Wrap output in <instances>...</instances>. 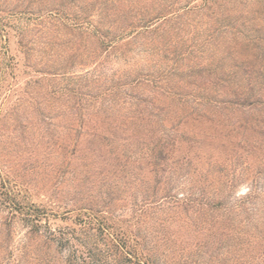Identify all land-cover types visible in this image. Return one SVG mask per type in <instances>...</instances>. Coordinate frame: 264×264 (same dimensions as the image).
I'll list each match as a JSON object with an SVG mask.
<instances>
[{"label": "trees", "instance_id": "1", "mask_svg": "<svg viewBox=\"0 0 264 264\" xmlns=\"http://www.w3.org/2000/svg\"><path fill=\"white\" fill-rule=\"evenodd\" d=\"M14 9L13 15L17 14L21 22L18 30L26 49L27 65L35 75L58 77L70 73L82 53L79 38L86 36L88 52L82 54L90 62L103 58L101 61L105 64L109 54L115 53L119 56L115 62L121 64V68H107L112 72L108 76L104 75L106 65L100 67L104 68L101 70L97 62L94 68L87 70L91 72L86 87L99 91L103 87L100 79L105 78L104 90H101L104 96L122 106L132 104L130 98H135L129 92L121 97V89L126 86L145 87L150 95L137 97L127 118L124 114L120 120H116L118 116L114 114L102 113L109 110L100 111L102 107L96 112L86 109L65 113L63 110L68 107L59 102L60 92L41 95L36 88L42 85L43 76H33L18 97L7 103L1 101L6 76L0 52V136L2 129L10 126L7 142L15 147L18 142L24 145V149L15 148L14 155L29 153L24 166L21 162L18 168L11 170L12 182L0 179V196L9 197L8 201L0 200L1 207L28 213V221L34 229L43 227L45 223L41 218L45 216V209L26 201L27 196L22 195L24 191L29 193L32 185L24 180V173H44L42 165L55 153L65 158L64 168H70L81 135L88 133L95 122V126L102 129L111 126L109 132L117 142L133 140L139 146L135 148L139 149L137 161L142 160V165H147L155 179L152 188L141 194L135 232L115 228L103 217L96 218L95 210L90 207L80 208L85 216H91L90 219L82 216L81 228H49L48 237L62 247L69 246L75 261L81 264H159L156 254L160 243L143 231L141 225L146 223L150 213L171 210L178 213L175 217L184 216L195 227L194 232L200 234L192 254L185 249L180 251L185 256L181 264H212L211 260L220 254H229L232 264H264V220L254 222L258 219L251 215L254 208H249L257 199L258 191L253 189L237 201L229 198L234 184L227 194L217 192L214 197L209 195L212 192L196 186L187 194L177 193L172 182L187 164L170 157L175 152L173 142H178L179 138L170 132L174 129L172 125L168 130L155 128L160 121L158 115L166 109L164 98L176 97L181 103L193 97L196 105L203 107L202 111L215 117L224 112L218 109L264 113V0H18ZM139 49L147 56L143 57ZM211 51L219 53L215 68L218 80L214 87L185 79L184 62L191 56L192 68L204 69L210 58L205 61L201 55L207 57ZM64 53H67L66 66L54 68ZM129 54L137 56L129 57ZM46 55L48 62L43 59ZM49 62L53 63L49 66L53 68L38 69L39 65ZM145 63L150 68L145 69ZM210 88L214 89L213 94ZM96 94L100 98L101 92ZM90 105L84 104L82 108ZM187 107L184 111L189 109ZM113 129H122L125 136L112 132ZM260 133L264 135V131ZM140 169L146 171L141 164ZM59 171L61 173V168L51 172ZM1 174L0 169V178ZM210 182L215 184L214 179ZM96 222L97 231H92ZM206 222L210 226H206ZM232 235L234 243L229 244L227 241ZM200 252L207 255L206 261L199 259Z\"/></svg>", "mask_w": 264, "mask_h": 264}, {"label": "rangeland", "instance_id": "2", "mask_svg": "<svg viewBox=\"0 0 264 264\" xmlns=\"http://www.w3.org/2000/svg\"><path fill=\"white\" fill-rule=\"evenodd\" d=\"M17 3L18 0H0V52L7 78L4 80L5 88L1 101L5 100L7 103H11L18 97L21 89L26 87L27 82L33 76L36 78L43 76L35 75L31 67L27 65L29 61L25 55L26 49L21 44L23 39L19 33L20 29L18 30L21 22H19L17 14L13 15L14 6ZM19 16L22 17L20 14ZM79 41L81 43L79 51L87 53L86 47L89 45L86 36H80ZM141 51L139 49V52ZM82 53L77 63L74 64V68L69 70L70 73L66 76H43L42 85L36 88V92L47 96H50V92L53 91L60 92L59 102L61 101L64 106L68 107L66 111L62 109L65 113L87 111L86 109L96 112L106 108L109 110L102 113L114 114L118 116L116 120H120V116L124 114H127L125 115L127 118L128 111L133 109V103L138 100L137 97L147 98V94L150 95L144 89L145 87L126 86L121 89V97L124 92H129V95L133 94L131 96L135 95V98H130L132 104L126 103V106H122L118 102H113L110 97L104 96L101 90H104L105 78L100 79L102 80L100 84L102 83L103 87L99 91L94 88L92 90L91 86L90 88L86 87V79L91 72H87V70L94 68L97 62L100 63L98 68L106 65L104 75L108 76L112 75V72L109 71L110 68L118 66L121 68V64L115 62V59L119 57H116L115 53L109 54L110 58L105 64L102 62L103 58L102 61L96 60L92 63ZM141 53L143 57L147 56L144 52ZM218 55L219 53L214 54L212 51L207 57L201 55L205 61L208 60L207 58H210V61L205 62L204 69L198 70L192 68L193 58L190 56L184 62L185 79L202 86L214 87L215 81L218 80L215 75ZM136 56L129 54V57ZM43 59L48 62V55ZM66 61L67 53H64L59 56L56 61L59 65L54 68H61V65L66 66ZM145 64V69L150 68L149 64ZM49 66H53V63H43L39 65L38 69L53 68ZM104 68L100 69L104 70ZM193 70L195 74L190 77ZM187 89L188 87H186V91H188ZM210 90L213 94L214 89L210 88ZM97 92H101L100 98L97 97ZM91 96H95V98ZM193 99V97H187L180 103L176 97L175 99L164 98L166 109L161 115H158L160 121L155 126L156 129L166 130L170 129L171 125L174 127L170 132H174L179 141L173 142L174 145H171L175 152L170 157L172 160L176 158L179 162L187 163L178 171V176H175L172 182L175 191L187 194L196 186L198 189L205 188L208 192H212V194L208 193L212 197L217 192L227 194L234 184L233 194L229 198L237 201L240 196H247L254 189L258 191L256 193L258 197L254 201L255 204H250L249 208H254L251 215L253 214V217L258 219L254 222H263L264 135L260 131H264L262 122L264 113L218 109L219 112H224L220 117H215L213 114L202 111L203 107L196 105L197 100ZM88 103L92 105L83 109L82 106ZM142 106H145L144 102ZM186 106L189 109L184 111ZM98 107L102 108L98 110ZM191 107L194 109L191 110ZM9 128L11 127L5 126L0 136V169L2 173L0 179L12 182L14 178L11 170L18 168L17 164L21 162L24 166V162L29 159V153L24 152L17 157L14 155L13 150L15 148L17 150V147L24 149V145H22L23 142H18L15 147L13 143L7 142L12 130ZM110 130L111 126L102 129L95 126V122H93L88 133L84 132L81 135L76 156L67 170L63 165L65 158L55 153L42 165L44 173H39V175L30 171L24 173V180L32 184V189L30 186V192L24 191L22 195L27 196L26 201L31 204L36 203L45 209V216L41 218L45 224L41 228L34 229L28 221V213L12 212L2 208L0 204V264H81L80 261H75L69 246L62 247L58 241H53L48 236L49 228L58 230L81 228L84 224L83 221L80 222L82 216L85 219L91 217L90 214L85 216V213L80 211L82 207L92 208L95 210L93 214L96 218L103 217L115 228H124L134 232L137 230L136 218L138 217L137 210L141 204V194L143 191L149 190V187L152 188L155 177L148 170L147 165H142V160L137 161L139 149L135 148L139 146L137 147L133 140L115 141ZM112 132H118L119 135L125 133L122 129H113ZM40 154L44 156V153ZM140 164L146 171L140 169ZM59 168H61V173L59 171L52 174L51 171ZM213 179L215 184L211 185L210 180ZM197 191L194 190V192ZM0 200L8 201L9 197L2 195ZM175 214L178 213L171 210L150 213L151 216H148L146 223L141 225L143 231L151 234V237L160 243L156 254L159 264H181L182 259H185L181 250L194 252V247L200 241V234L194 232L195 227L191 226L184 216H181L180 219L178 216L175 217ZM176 219H180V221L176 222ZM208 222H206V226H210ZM199 225H202L200 221ZM98 226L96 222L92 231H97ZM230 238L227 242L233 244L234 236L232 235ZM200 254L201 258L199 259L202 262L208 259L206 254L201 252ZM223 262L232 264L229 254L224 256L220 254L218 258L211 260L212 264H223Z\"/></svg>", "mask_w": 264, "mask_h": 264}]
</instances>
